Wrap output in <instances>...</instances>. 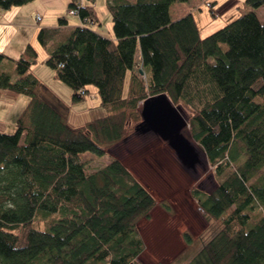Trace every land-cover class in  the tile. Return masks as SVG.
<instances>
[{
    "label": "trees",
    "instance_id": "obj_1",
    "mask_svg": "<svg viewBox=\"0 0 264 264\" xmlns=\"http://www.w3.org/2000/svg\"><path fill=\"white\" fill-rule=\"evenodd\" d=\"M177 1L188 0H106L113 37L63 16L40 27L45 62L72 98L89 84L98 91L101 114L77 126L31 71L32 43L15 58L0 51V92L28 97L13 132L0 129V264H142L138 222L151 217L155 196L118 157L88 170L83 153H106L153 99L187 109L213 175L228 172L208 192L191 188L219 228L182 264H264V19L253 9L264 0H243L252 10L204 36L193 12L171 18ZM68 7L85 22L98 18L94 0Z\"/></svg>",
    "mask_w": 264,
    "mask_h": 264
},
{
    "label": "rangeland",
    "instance_id": "obj_2",
    "mask_svg": "<svg viewBox=\"0 0 264 264\" xmlns=\"http://www.w3.org/2000/svg\"><path fill=\"white\" fill-rule=\"evenodd\" d=\"M230 1L232 0H216L213 3L215 14L210 11L206 0L177 1L173 3L176 6L170 5L169 12L172 18L178 19L182 12L188 13L191 8L195 12L200 35H210V32L230 21L237 12L251 9L243 4V0L229 6ZM175 7H181L183 11L177 13ZM62 9L57 8L56 11ZM253 9L263 21L264 5ZM105 11L108 12L107 8ZM66 12L70 18L68 10ZM105 28L102 30L107 34ZM39 48L40 52L37 51L39 53L33 67L41 74L42 81H46L52 91L58 93L63 102L68 104L69 121L77 126L101 114L98 91L94 85H87V93L74 100V92L70 86L57 78L56 82H52L54 73L45 62L46 51L42 47ZM128 76L129 72L125 78L124 90ZM27 100V95L22 94L14 102L11 113L4 111L6 120H10L11 125L17 118L13 114L17 110L20 112ZM165 100H150L148 106L144 103L142 110L137 112V115L134 114L127 123L128 134L111 143L103 155L98 156L87 151L83 153L87 158L88 170L100 168L110 156L118 157L155 196L156 204L150 211L151 217L145 220L142 218L138 222L145 245L138 257L142 264H182L193 258L204 241L218 230L219 224L206 219L190 190L192 187H199L208 192L228 173L225 172L218 178L213 175L214 170L207 163L204 151L190 136L188 110L175 106L172 112L173 110L167 108V104L163 102ZM5 127L8 132L14 130L8 125ZM184 232L190 235L189 244L185 240Z\"/></svg>",
    "mask_w": 264,
    "mask_h": 264
},
{
    "label": "crops",
    "instance_id": "obj_3",
    "mask_svg": "<svg viewBox=\"0 0 264 264\" xmlns=\"http://www.w3.org/2000/svg\"><path fill=\"white\" fill-rule=\"evenodd\" d=\"M80 3H84L85 0H79ZM209 1V0H208ZM216 1V0H215ZM214 1V2H215ZM239 0H232L229 3L230 5H235ZM70 0H31L28 3L18 5V6H11L5 10L0 6V51L7 53L10 57H18L22 53V50L26 43H32V45L36 48L37 51L40 47L39 42L36 39V33L40 29L41 26H54L58 24L59 19L61 16L67 18V23L72 25H83L87 24L92 29L101 32L103 35L104 27L108 36L113 37V31L111 27V18L109 12H106V0H94V6L97 13V20L93 21H83L77 13H70V7H68V3ZM211 1L212 5L214 3ZM173 6H176L173 4ZM66 9H65V8ZM63 8L61 11H56V9ZM68 8V9H67ZM176 8V7H175ZM65 9V10H64ZM66 10H68V14H70V18L66 15ZM170 10V8H169ZM177 13L179 11H183L181 7L176 8ZM66 12V13H65ZM188 12H193L191 8ZM187 12H182L180 15H184ZM188 14V13H187ZM195 12H193V15ZM40 16V20L37 19L36 16ZM172 18V17H171ZM175 19V18H172ZM82 20V21H81ZM115 38V37H114ZM39 46V47H38ZM41 48V47H40ZM39 48V49H40ZM40 52V51H39ZM38 52V53H39ZM46 57V56H45ZM35 75L41 79V74L35 70V67L32 66V70ZM53 72V71H52ZM54 73V72H53ZM52 82H56L54 74H52ZM42 81V79H41ZM43 82V81H42ZM47 83L46 81H44ZM20 95L14 96L9 95L7 92L2 91L0 92V129L1 131H9L5 126H10L13 130L14 124L11 125L10 120H6L5 112L11 113L12 108L14 107L13 104L18 99ZM26 101V99H25ZM25 103V102H24ZM172 107H175L171 104ZM7 113V114H8ZM18 110L15 112V117L18 115ZM15 122V120H14Z\"/></svg>",
    "mask_w": 264,
    "mask_h": 264
},
{
    "label": "water",
    "instance_id": "obj_4",
    "mask_svg": "<svg viewBox=\"0 0 264 264\" xmlns=\"http://www.w3.org/2000/svg\"><path fill=\"white\" fill-rule=\"evenodd\" d=\"M168 100V99H167ZM164 101L166 104H167V108H169L170 110L172 109L173 110V107L170 105V102L169 100L168 101ZM170 112V111H169Z\"/></svg>",
    "mask_w": 264,
    "mask_h": 264
},
{
    "label": "built area",
    "instance_id": "obj_5",
    "mask_svg": "<svg viewBox=\"0 0 264 264\" xmlns=\"http://www.w3.org/2000/svg\"><path fill=\"white\" fill-rule=\"evenodd\" d=\"M73 12H74L73 10L70 11V13H73ZM36 17L38 20H40V16L37 15Z\"/></svg>",
    "mask_w": 264,
    "mask_h": 264
}]
</instances>
